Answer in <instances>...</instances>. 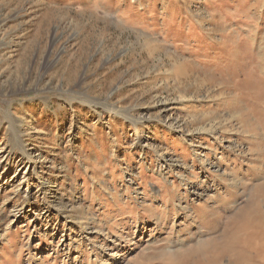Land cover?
Listing matches in <instances>:
<instances>
[{"label": "rangeland", "instance_id": "obj_1", "mask_svg": "<svg viewBox=\"0 0 264 264\" xmlns=\"http://www.w3.org/2000/svg\"><path fill=\"white\" fill-rule=\"evenodd\" d=\"M106 263L264 264V0H0V264Z\"/></svg>", "mask_w": 264, "mask_h": 264}, {"label": "bare ground", "instance_id": "obj_2", "mask_svg": "<svg viewBox=\"0 0 264 264\" xmlns=\"http://www.w3.org/2000/svg\"><path fill=\"white\" fill-rule=\"evenodd\" d=\"M117 113V112H116ZM19 121L18 119L15 120L14 122L13 121H10V125H11V137L13 139V145L14 146H18L19 147V150L21 151L22 155H24V157L28 160V162L30 163H34L35 162V159H34V155H32V152L30 151H26L24 149H22V145H21V142H20V134H21V130H20V126L17 122ZM20 122V121H19ZM132 122L135 124V125H138L139 122L136 121V120H133L132 119ZM40 158H43L42 154L39 155ZM41 164L43 165L44 164V160H41ZM36 171V170H35ZM37 173V172H36ZM186 181L189 179V177H186L185 178ZM186 183V182H185ZM46 184V183H45ZM236 185V184H235ZM236 188V187H235ZM47 189V188H46ZM49 189V187H48ZM180 190V189H179ZM49 191H51L49 189ZM180 198V197H179ZM178 199V198H177ZM187 216V215H186ZM173 221V220H172ZM88 223V222H87ZM133 233V232H132ZM107 264V263H106Z\"/></svg>", "mask_w": 264, "mask_h": 264}]
</instances>
